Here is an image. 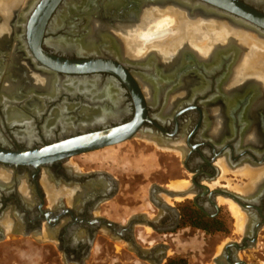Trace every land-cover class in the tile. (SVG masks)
Here are the masks:
<instances>
[{"label":"flooded vegetation","instance_id":"flooded-vegetation-1","mask_svg":"<svg viewBox=\"0 0 264 264\" xmlns=\"http://www.w3.org/2000/svg\"><path fill=\"white\" fill-rule=\"evenodd\" d=\"M98 1L103 2L104 0ZM241 1L264 13V2ZM85 3L87 13L90 4ZM65 4L66 0H59L55 5L54 11L47 21L46 33L41 38L40 48L42 50L58 59L104 58L113 61L125 70L120 71L123 75L128 72L135 79L138 75L145 80H150L149 77L151 76L146 75L145 68L141 65L142 61L132 59L125 53L127 51L125 43L118 39L116 34L129 24L131 26L139 24L144 11L150 8H165L169 4L155 2V0H125L124 5L119 10L117 9L116 13H101L96 16L100 21L102 20L101 22L110 23L112 31H116L115 37L119 41L120 50L125 53V57L122 56V58H117V56L106 52L81 54L74 47L60 48L54 44L55 39L66 35L75 38L76 34L75 39H78L85 36L89 31V17L72 15H69L71 20H66V24L75 29V35L72 34L71 36L68 33V27L55 31L49 29L48 26L53 23L54 18L58 17ZM190 5L193 8H200V5L197 4ZM130 11L132 13L128 14L127 12ZM15 20L14 14L7 27L3 29L1 24L4 22V18L0 14V89L6 75L10 77L8 78L10 85L19 82L16 86L19 92L12 97L9 92L3 89L0 91L1 148L20 151L36 149L39 146L72 139L84 133L123 126L132 122L140 113L139 122L141 124L132 138L140 137L142 142L157 147L162 154L170 153L169 155L180 158L185 173L183 176L188 177V179L180 178L179 180L188 181L189 186L180 190L186 192L184 195L171 198L170 195L165 197L162 195L167 194V190L171 189L170 182L172 180L169 181V184L168 182L153 183L149 190V200L154 206V212L147 210L140 214L139 219H131L129 222L122 223L110 220L104 215H97L95 212L98 207L122 194L121 186L123 183L115 175L114 169L112 167L99 169L90 165L80 166L73 162L75 157L107 147L71 156L35 169L27 165L11 166L0 162V242L5 239V227L1 224V219L5 212L10 210L15 217L13 222L8 224L12 230L28 236L32 232H42L45 227H48L54 231V235L57 237L58 250L62 251L65 258L71 261L83 262L94 236L103 228L111 230L122 240L135 244L134 223L137 220H141L153 229V236L151 237L155 239L156 248H166L167 243L164 241H171V233H175L184 227L187 228L183 226V222L189 217L188 211L191 206L197 210L196 214H201L210 223L220 220L222 204L228 207L229 204L219 202V198H226L224 192L229 191L243 198L244 209L246 210L244 212L248 223L244 231L241 232V237L225 243L221 252L214 255L213 259L215 261L224 250L225 264H253L241 258L240 253L257 244L259 233L264 227V104H261L260 93L255 86L245 84L238 88L231 87V76L237 68L236 65L240 62L241 53L239 52V56L237 53L230 63L227 62L228 60H223L219 62V65L212 66L209 73L206 72L205 66L211 60L209 59L211 55H209L210 57L202 56L194 50L184 51V56L182 53L174 60L154 58L152 67L157 66L164 73L167 72L168 75H170L169 72L173 71L172 77L158 84L159 88L163 86L164 89L160 90L161 93L158 98L156 94L152 100L147 99L144 87L136 79L143 93V99H145L141 109H138L129 87L116 73L111 71L84 75L56 72L57 76L55 75V77L58 80L94 78L99 86L112 83L118 96L117 103H113L107 98L88 100L86 95L79 90L71 92L60 88L56 94L40 91L42 87L37 82L45 77L42 73L43 70H47L46 63L50 64V59L41 60L34 54L33 49L35 47L31 44L28 29L24 30L23 35H15V24L18 23ZM27 22L29 23V20ZM152 53L156 52L152 51L147 54L151 55ZM8 67L10 70L5 72ZM25 87L32 91H40L41 94L28 93L29 91L25 90ZM101 91L104 89H101L98 95L103 94ZM254 92H256L255 98L253 97ZM89 94L91 95V92ZM4 96L7 98H3ZM32 98L44 103L37 113L27 111L23 107L25 101H31ZM228 98L232 99L229 104L226 103ZM4 99L13 104L11 105L12 108L23 110L25 115L20 119L16 118L8 122L5 116V106L2 103ZM63 106H68V109L62 110L60 117L65 121L56 123L47 134L44 126L48 117ZM85 109L101 114L103 111L106 116H103L104 119L99 122L85 126V121L88 118L84 112ZM107 113H111V116ZM66 119H71V122L66 121ZM31 122L33 123L32 129L28 128V124ZM65 126L70 127L71 130L65 132ZM28 132L32 136H28ZM220 160H223L228 167L235 171L244 167H253L259 175L252 181L243 175L244 183L239 185L232 183L231 186L247 188L245 192L233 189L229 186L228 181L227 184L220 186V179H218L222 175ZM108 165L111 166L110 163ZM223 181L226 182V180ZM217 182L219 183L217 184ZM246 184L248 185L246 186ZM202 186H207L208 191ZM214 190L219 191L212 192ZM177 197L181 198L179 201L190 200V202L177 206L174 204V201L179 202ZM142 204V198H139V202L132 205L141 206ZM126 205H128L126 202L121 204L123 215L126 214ZM194 213L195 211H193ZM233 218L235 219L234 216ZM233 225L236 227V223ZM188 227L200 230L193 225ZM202 231L208 233L206 230ZM234 233H236L235 230ZM234 243H238L242 249L238 250L233 245ZM226 247L229 249L227 250ZM137 249L140 251V256L151 259L153 264H159L166 255L164 251L152 252V254L148 252L146 255L140 250L142 248L137 247Z\"/></svg>","mask_w":264,"mask_h":264},{"label":"bare ground","instance_id":"bare-ground-1","mask_svg":"<svg viewBox=\"0 0 264 264\" xmlns=\"http://www.w3.org/2000/svg\"><path fill=\"white\" fill-rule=\"evenodd\" d=\"M35 1H37V0H31V1H29V3L24 5L25 0H0V14L4 18V22L1 24V27L3 29L6 28L8 25V22L10 20L11 14L13 12H15V10L17 11L18 6L24 5L23 6L24 8L22 11L16 12L17 13V19L15 20L16 22H18L17 25H20L23 27L22 31H24L25 30L24 27L26 25H28L27 20H29V22H30V20L33 17V16H30L31 15L30 13H31L33 3ZM51 1H54V0H51ZM172 1H175V0H172ZM178 1L189 5L190 7H191L190 4H197V5H200V7H205V6H202V2L201 3L199 2L201 0H199L198 3L196 1H193V0H178ZM255 1L264 2V0H255ZM85 2L90 4V8L87 11V13L85 11V7H86ZM124 3H125V0H104L103 2H99L98 0H66V4L61 8L58 17L54 18L55 20L53 21V23L50 24V26H48L49 29L55 31L57 29L60 30L61 28L68 27L67 29H69V32H68V30H67V32L69 34H71V36H72V34L75 33V29L72 28V26H69L66 24V20H71L69 15L79 16V17L87 16L90 18V24L88 27V30L90 33L88 36L82 35L83 37L78 38V39H75L77 37V34L76 35L74 34L76 36L75 38L68 37L66 35L65 37L55 39V41H53V43L56 44L60 48L61 47H68V46L70 48L74 47V49L76 51L80 52L81 54L106 52V53H109L113 56L114 55L117 56V58L118 57L122 58V56L125 57V53H127L130 57H132V59L133 58L140 59L142 61L141 65L145 68L146 75L151 76V77H149L150 80L147 79L148 81L142 77H141L142 80H140L141 78H136V79H138L139 83H141V85L144 87L143 88L144 92L146 93V97L149 100L154 99L156 97V94H157V98L159 97V95L161 93L160 90L163 88V86L161 85L162 87L159 88L160 86L158 84H161L162 82L166 81L168 78H171L173 71L169 72L170 75H168L167 72L164 73L157 66L152 67L153 66L152 61H154V58L159 59V56L156 54L157 52L152 53L151 55H149L147 53L152 52V51H156L157 49L159 50L161 48L162 49H165V48L170 49L171 47H174L176 44L178 45L181 43H189L194 47V50H196L195 48H197V50L200 51L199 53H201L202 56H206V55L210 54L211 58H209V59H211V60L205 66L206 72L209 73L210 72L209 70H211L212 66L215 67V65H219V62H221L223 60H226V61L228 60L227 62L230 63L231 59H232V61L234 60L236 54L239 52L238 48H240L239 47L240 45L239 44L236 45L235 42H231V41H233L234 39H241V40L245 41L244 44L247 46V48H249V49L255 48L254 53L256 52L254 55H250V57L247 56V60H245L244 64L246 66H248L247 71H249V73L254 71V73L259 74L261 76L264 75V43L256 42L254 40L255 38L252 39L251 36H248L244 32H240L238 30L235 31L233 28L229 27L225 22L217 23L218 22L217 21L216 23L206 24V23H204L202 21H198V20L192 21L187 17L185 11H181L180 9H177L174 7H169V6L165 7V8H161V9L160 8L159 9L158 8H150V9L144 11L143 16H142L139 24L132 25V26L129 24V25L125 26V28L122 31L119 30V33L116 34V36L118 39H121V41H123L125 43L126 50H127V51L125 50L126 51L125 53L121 52L120 46H119V41L115 37L116 31H112V26L110 23L101 22L102 20L100 21V19L96 18V16H99L101 13H104V14H109V12L114 13L117 9L119 10V8H121L124 5ZM148 5H149V3H148ZM197 5H196V7H197ZM150 6H151V4H150ZM127 13L131 14L132 12L130 11ZM123 22H126V21H123ZM118 24H120V23H118ZM122 24H125V23H122ZM72 25H74V24H72ZM75 28H76V26H75ZM15 30H16V28H15ZM248 33H249V31H248ZM250 33H252V35L254 34L253 32H250ZM233 37H235V38H233ZM202 39H204V40H202ZM261 39L263 40L264 37H262ZM215 41H218L219 44L223 43V45L220 47V49L218 51H215V49H214L213 51L210 52L209 46H211V44ZM257 46L259 48H257ZM155 47H157V48H155ZM39 50H41V48ZM208 51H209V54H208ZM257 51H259V52H257ZM238 55H239V53H238ZM183 56H184V53H183ZM227 56H233V57L228 58ZM99 58H101V57H99ZM94 60L96 61V59H94ZM99 60L105 61V62L110 61V60L106 61V59H104V58L99 59ZM140 60H138V61H140ZM49 61H50V64L46 63L47 67H48L47 70H49V71L43 70L42 74L45 77H42L37 82L38 84L39 83L41 84L42 90H40V91H43L44 93L53 92V94H56L58 89H60V88H62L64 91L68 90L71 92H75L76 90H79V92H82L86 95L88 100H93L94 98H99L102 100L104 98L105 99L107 98V99L111 100L113 103L118 102V96L115 93V90L112 86V83H107L103 86H101V85L99 86L98 82L94 78H84V79L78 78L80 80H69L67 78H64V80H58L55 77L56 70H54L52 68L53 67H59V65L56 62H54L53 60H49ZM124 61H127V60H124ZM200 66H202V65H200ZM236 66H238V65H236ZM60 67H64L65 70L74 69L71 65H65V66L61 65ZM109 67L113 68L110 64L107 65V68H109ZM197 67H198V65H197ZM87 68H89V67H87ZM152 69H153V71H152ZM196 70H197V68H196ZM157 71H159L160 73H158ZM117 72H118V70H117ZM62 73L70 74L67 72H62ZM148 74H151V75H148ZM205 75H206V73H205ZM34 80H35V78H34ZM227 81H228V79H227ZM255 82H256V80H255ZM5 83L6 84L4 85L3 90L6 92H9V95L11 97L19 92L16 89V86L18 85L19 82L18 83L15 82L13 85H10V81L8 80ZM201 84H202V82H201ZM205 86H207V85H205ZM251 86H252V84H251ZM197 88H199V87H197ZM101 89H104V91H101V92H103V94L98 95V92ZM25 90L29 91L28 93H34L37 95L41 94L40 91H32L31 89H28V87H25ZM90 92H91V95L89 94ZM3 98H7V96L6 97L4 96ZM226 100H228V101H226L227 104H229L232 101V99H230V98H228ZM2 103L4 104L3 106H5L4 107L5 108V116H6V119L8 122H11L12 120H14L16 118L20 119L25 115V112L23 110H21L20 108H18V109L12 108L11 105H13V104L11 102H9V100L4 99V100H2ZM24 105L25 106H23V107L25 108V110L33 111L34 113H37V111H40V109L42 108L44 103L42 101L40 102L36 98H32L31 101H29V100L25 101ZM65 109H68V106L61 107L60 109L54 111L51 114V116L48 117L46 125L44 126L45 132L47 134L50 132L49 131L50 128L52 126L56 125V123H63V121H65V120H62L60 118L62 115L61 114L62 110H65ZM84 112H85L86 116H88V118L85 121L86 125L84 124L85 126L99 122L100 120L104 119L103 116L104 117L106 116V113H104L103 111H102V114L97 112V111H91L88 109H85ZM108 114H109V116H111V113H107V115ZM66 121L71 122V119H66ZM32 127H33V123L31 122L28 124V128L32 129ZM70 130H71L70 127H68V126L64 127L65 132H68ZM28 136H32L30 134V132H28ZM69 140H71V139H69ZM63 149H64L63 147H60V148L55 149V151H62ZM0 155H2V154L0 153ZM10 159H12V158H10ZM220 164H221V166L225 167L224 161H220ZM235 173L241 174L242 176L244 175V176L249 177L250 181L254 180L259 175L258 172L253 167L240 168ZM247 185L248 184H246V186ZM188 186H189V182L185 181V180L184 181L179 180V181H174V182L170 183V188L173 191L174 190L180 191L182 189H185ZM212 186H214V185H212ZM231 187H233V189H236L237 191L239 190V191L245 192L247 190V188H245L246 189L245 190L241 186H231ZM176 196H181V195H176ZM177 199L180 200L181 198L179 197ZM220 201H223V202H226L229 204V207L233 213V216L235 217L237 229L241 232L244 231L246 221H247V217L245 216L241 207H239L234 201H232V199L220 197L219 202Z\"/></svg>","mask_w":264,"mask_h":264},{"label":"rangeland","instance_id":"rangeland-1","mask_svg":"<svg viewBox=\"0 0 264 264\" xmlns=\"http://www.w3.org/2000/svg\"><path fill=\"white\" fill-rule=\"evenodd\" d=\"M29 1L31 0H25L24 5L29 3ZM155 2H159V0H155ZM24 5L18 6L17 11L16 10L15 11L16 12L20 10L22 11L24 8L23 7ZM169 7L177 8L172 4L169 5ZM159 8L161 9L162 7H158V9ZM187 13L188 12L186 11L187 17L192 21L198 20L206 24L216 23L217 21H218L217 23L225 22L229 27L233 28L235 31L238 30L240 32H244L248 36H251L252 39L255 38L254 40L256 42L264 43V39L263 40L261 39L264 36L258 35L257 33H254V32H253L254 34L252 35V33H250L252 31H249L248 33V31L243 30L238 27H234V25L224 21L223 19L211 17V15H209L205 11H195L194 15H190ZM15 16L17 19V13H15ZM89 33L90 32L88 31L86 36H88ZM231 42H235L236 45L239 44L240 46L239 45L238 46L241 47L242 49V53H241L242 58L239 59L240 62L237 66L238 68L235 69V71L237 70L236 71L237 73L235 71L233 73L234 76H232V81H231L232 86L231 87L238 88L245 84H248V85L252 84L258 89L260 93V102L261 104H264V75L261 76L259 74L254 73V71L249 73V71H247L248 66L244 64L245 60H247V56L250 57V55H254L256 53V52L254 53L255 48H252V49L247 48V46L244 44L245 41L241 39H234ZM222 45L223 43L219 44L218 41H215L211 44V46H209V49H210L209 51L211 52L217 47H220ZM190 47H192L194 50V47L189 43H181L178 45L176 44L174 47H171L170 49L161 48L159 50L158 49L157 50L155 49V50L157 52L156 54L161 59L174 60L178 58L185 50H188ZM257 48L259 47L257 46ZM195 49L196 50L194 51L200 52L197 50V48ZM209 51H208V54H209ZM135 59L140 60L138 58H135ZM8 69L10 70V68L8 67L6 68L5 72H7ZM136 76L137 78H141L138 75ZM8 78L10 77L6 75L3 80V84H2L0 91L3 89L5 82L8 81ZM145 96H146V93H145ZM253 97L254 98L256 97V92H254ZM160 152L161 151H158L157 147L152 146L150 143L145 144L144 142H142L140 137H134L120 145H114L112 147H107L99 151H94L91 153H87V154L75 157L73 159V162L79 164L80 166L90 165L94 167L96 166L95 168L104 169V168L111 167L108 165L109 163L108 159H110L111 157L121 158L120 160H123L122 161L123 163H125L126 165H129V169L127 168L128 167L127 166L126 168L128 170H122V171H118V169L114 170L116 174L117 172L118 173L120 172L121 182L124 185H127V188L125 189L121 188L122 194L119 195L120 198H118V200L126 202L129 205H132L134 203L139 202V198H142V201L146 202L147 204V210L150 212H154L153 211L154 206L149 200V195H150L149 190L153 186V183H156V182L166 183V182H169L170 180L174 182L176 180H179L180 178L188 179V177L183 176V174L185 173L183 172L184 168L182 167V161L180 160V158H177L174 155L173 156L169 155L170 153L165 155V154H162V152L161 153ZM149 154H152V160H150V158L147 159L149 157ZM118 161L119 160H114V161L112 160L111 163L117 167V163H119ZM220 161H223V160H220ZM148 162L150 163L153 162L152 166L149 165ZM132 164L135 165L133 168H132ZM220 167L222 171L221 177L218 178L220 179V183H221L220 186L223 184H227V181L229 182V186H231L232 183L238 184V185L244 183L245 181L244 177H242L241 174L235 173L237 172L238 169L235 171L234 169H231L230 167H228L226 164H225V167L221 166L220 164ZM225 173H226V177H225ZM238 175H241V176H238ZM223 180H226V182ZM218 183L219 182H217V184ZM165 196H169V195L164 193L162 197H165ZM185 202L189 203L190 200H184V201H179V202L174 201V204L177 206L179 205L182 206L183 204H185ZM220 202L226 203L223 201H220ZM221 208H222V214L220 215V218H221L220 221L223 223L221 226V230L214 231L212 233L210 232L206 233L205 231H202V229L199 230L195 228H190L188 226H191V225L187 217L183 222L184 223L183 226H186L187 228L184 227L176 231L175 232L176 235L170 237L171 241H173V247L176 248L177 253L181 252L185 254L186 256H188L189 257L188 259L190 260V264H216L213 259V256L221 252L225 243L233 239H239L241 237L242 235L241 231L237 229V226L234 227L233 225L236 222L232 216L233 214L231 213L232 211H230L229 207L224 204H222ZM189 209L190 210L188 212L190 214L191 213L193 214V211H195L194 215H201L199 213L196 214L197 210L194 207L191 206ZM244 214L246 213L244 212ZM234 230L236 231V233H234ZM240 257L243 258L245 261L253 263V264H264V227L261 229V232L259 233L257 244L254 247H251L250 249H245V251H242L240 253Z\"/></svg>","mask_w":264,"mask_h":264},{"label":"water","instance_id":"water-1","mask_svg":"<svg viewBox=\"0 0 264 264\" xmlns=\"http://www.w3.org/2000/svg\"><path fill=\"white\" fill-rule=\"evenodd\" d=\"M50 1V2H49ZM59 0H37L33 3L31 9V15L33 16L28 25L24 28L25 30L28 29V35L31 38V44L35 47L33 49L34 54L44 59H50L53 61H57L56 63L59 67H53L52 69L56 70V72H67L70 74H93L99 72H114L118 77H120L126 85L131 90V93L134 96L136 101V105L138 109H141V106L144 104L145 99H143V93L139 88L138 81L135 80L134 76L130 73L126 72V75L122 74L120 71L123 70L119 65L114 63L113 61H100L99 59H87V60H67V59H57L52 57V55L47 54L42 49L41 46V38L46 33L47 28V21L50 15L53 13L55 5L58 3ZM198 3L199 0H193ZM160 3L174 5L175 7L179 8L181 11H187V14L194 15L195 11H205L211 17L223 19L224 21L231 23L235 27L241 28L246 31H252L257 33L258 35L264 36V13L252 8L251 6L247 5L246 3L242 2L241 0H201L202 6L200 8H193L179 2L178 0H159ZM170 2V3H169ZM37 9V10H36ZM27 12V11H26ZM16 13L13 12L11 14L10 19ZM3 17V16H2ZM16 31L15 35L20 36L24 34L23 27L20 25L15 24ZM221 47V46H220ZM220 47L216 48L215 51H218ZM193 48H189L185 51H191ZM239 52L242 53L241 47L238 48ZM156 52V51H155ZM210 57L209 55H206ZM206 57V58H207ZM242 57L239 56V59ZM238 59V58H237ZM73 61V62H72ZM237 61V60H236ZM105 63V64H104ZM108 63V64H107ZM97 64V65H96ZM111 65L113 68H107V65ZM71 65L74 69L65 70L64 67L60 66ZM89 67V68H87ZM118 70V72H117ZM125 73V72H123ZM140 113L136 116V118L123 126L113 129H103L100 131L95 132H88L81 134L73 139L69 140H60L58 142H54L51 145L47 146H39L36 149H31L27 151H20V150H9L3 149L0 147V162L9 164L11 166L15 165H27L30 168H37L39 166H48L58 160L67 159L71 156L79 155L82 153L102 149L111 145H115L121 143L127 139L132 138L139 125L141 124L139 121ZM63 147L62 151H55V149ZM12 158V159H10ZM206 191H208L207 186H202ZM219 190H214L212 192H218ZM171 197H175L176 195H184L185 191H173L168 189L166 192ZM224 197L232 199L235 203H237L242 210L244 211V204L243 198L239 197V195L233 192H224ZM246 211V210H245ZM248 220L246 221L247 226ZM257 231H255V234ZM238 250H241L242 247L238 243H234ZM228 250L229 247H226ZM225 253L219 255L215 259L217 264H225Z\"/></svg>","mask_w":264,"mask_h":264},{"label":"crops","instance_id":"crops-1","mask_svg":"<svg viewBox=\"0 0 264 264\" xmlns=\"http://www.w3.org/2000/svg\"><path fill=\"white\" fill-rule=\"evenodd\" d=\"M149 158L152 160V154H149L147 159ZM120 159L118 157H111L108 160L114 170H128L129 165H126L122 162L123 160ZM112 160H119L117 167L111 163ZM152 163L153 162H148L151 166ZM134 166L135 165L132 164V168ZM115 175L119 178L121 177L120 172H117V174L115 173ZM1 179L3 178L1 177ZM121 188L125 189L127 188V185L123 184ZM118 198L120 197L117 196L116 199L107 201L105 205L98 207L95 211L96 214L104 215L115 222L120 221L124 223L129 222L131 219H139L140 214L147 211L146 202H143L141 206H128V204L126 205V214L123 215L121 213V204L125 202L118 200ZM14 218L12 211L8 210L1 219V224L5 227V239L0 242V264H153L151 259L140 256V251L137 247L142 248L140 250L145 254L148 252L151 254L152 252L159 251L166 252V255L162 258V261L159 264H166L176 255L189 258L181 252L177 253L176 248L173 247V241L169 242L165 240L164 242L167 243L166 248H156L155 239L151 237L153 236V229L141 220H137L134 223L135 244L129 241H124L111 230L103 228L94 236L89 252L83 262L71 261L65 258L62 251L58 250L57 237L54 235V231L45 227L42 232H32L26 236L14 229L12 230L8 225L13 222ZM148 229L151 230L149 231ZM174 235L176 234L171 233V236ZM188 264H190L189 259Z\"/></svg>","mask_w":264,"mask_h":264},{"label":"trees","instance_id":"trees-1","mask_svg":"<svg viewBox=\"0 0 264 264\" xmlns=\"http://www.w3.org/2000/svg\"><path fill=\"white\" fill-rule=\"evenodd\" d=\"M188 221L190 222V225H193L195 227H198L202 230H206L207 232H214L216 230H221L222 222L220 220H216L213 222H209L204 218L202 215H194L190 214L188 217ZM166 264H188V258L176 255L173 258H171Z\"/></svg>","mask_w":264,"mask_h":264}]
</instances>
